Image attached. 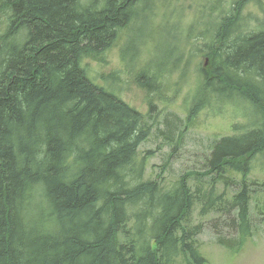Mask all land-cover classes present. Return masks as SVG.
Listing matches in <instances>:
<instances>
[{
  "label": "trees",
  "instance_id": "16d2710c",
  "mask_svg": "<svg viewBox=\"0 0 264 264\" xmlns=\"http://www.w3.org/2000/svg\"><path fill=\"white\" fill-rule=\"evenodd\" d=\"M250 1H236V18L214 2L198 37L212 72L201 71L186 124L215 104L247 122L171 184L139 158L147 115L85 68L147 22L154 0H0V264H209L200 237L213 229L228 249L247 245L264 226V202L253 210L264 182L249 180L264 178V29L244 28ZM173 38L159 73L185 56ZM159 78L141 70L136 81L154 92Z\"/></svg>",
  "mask_w": 264,
  "mask_h": 264
},
{
  "label": "rangeland",
  "instance_id": "374dc122",
  "mask_svg": "<svg viewBox=\"0 0 264 264\" xmlns=\"http://www.w3.org/2000/svg\"><path fill=\"white\" fill-rule=\"evenodd\" d=\"M216 1L221 6V18H236L239 15L235 10L238 0H154L147 22L139 19L123 29L100 58L90 59L85 64L88 75L95 82L115 91L146 114L153 124L151 135L139 150V158H146L147 177L157 182L166 178L167 183L172 184L184 173L203 168L212 143L231 135L235 124L247 122L243 110L226 105L221 113L215 104L198 113L189 126L186 124L193 98H199L203 81L201 71L212 72L211 56L202 45L206 44L205 39L198 40V37L210 19L209 14ZM241 13L247 19L244 26L247 32L264 29V0L248 2ZM177 31L179 49L176 54L185 56L175 60L177 65L159 73L160 68L155 62L157 51L168 50ZM134 54L135 62H132L129 55ZM141 70L160 76L157 91L149 92L139 86L136 76ZM173 126H178L174 136L169 133ZM170 137H174V142L168 141ZM259 178L264 182V178L257 174L250 176L249 180ZM255 199L253 210L255 202L262 206L264 194H257ZM210 218L212 216L204 220ZM200 220L197 212L196 221ZM213 230L200 237L209 264H264V226L241 251L221 245L216 234L219 232ZM176 264L187 262L181 257Z\"/></svg>",
  "mask_w": 264,
  "mask_h": 264
}]
</instances>
